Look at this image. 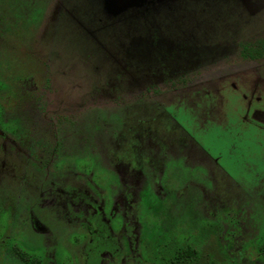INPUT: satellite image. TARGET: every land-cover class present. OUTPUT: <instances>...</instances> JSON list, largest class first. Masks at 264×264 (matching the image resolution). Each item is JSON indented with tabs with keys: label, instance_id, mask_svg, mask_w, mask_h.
I'll use <instances>...</instances> for the list:
<instances>
[{
	"label": "rangeland",
	"instance_id": "rangeland-1",
	"mask_svg": "<svg viewBox=\"0 0 264 264\" xmlns=\"http://www.w3.org/2000/svg\"><path fill=\"white\" fill-rule=\"evenodd\" d=\"M144 1L127 0L114 12L107 0H28L25 23L0 29V93L9 97L8 114H24L28 136L7 149L0 139V264H26L20 255L38 264H144L138 250L135 262L119 259L133 251V238L119 233L127 221L116 201L121 184L101 165L112 162L115 172L119 161L150 169L134 207L139 250L147 243L157 250L166 225L173 239L200 238L189 205L171 206L164 192V180L175 177L182 192L205 189L230 200L239 225L236 234L231 225L202 232L191 264H264V66L254 68L264 58L247 60L255 51H243L264 38V0H158L152 8L156 0ZM176 68L201 72L193 93L171 97L165 112L157 99L135 105ZM37 85L56 91L49 108ZM88 130L100 137L89 142ZM154 132L170 147L146 148ZM33 140L57 144V155L45 148L35 155L42 145ZM153 148L158 160L134 161L138 152L156 155ZM85 161L93 170V214L83 209V180L73 175Z\"/></svg>",
	"mask_w": 264,
	"mask_h": 264
},
{
	"label": "flooded vegetation",
	"instance_id": "flooded-vegetation-1",
	"mask_svg": "<svg viewBox=\"0 0 264 264\" xmlns=\"http://www.w3.org/2000/svg\"><path fill=\"white\" fill-rule=\"evenodd\" d=\"M36 1V0H34ZM40 1V0H39ZM29 2H31V0H29ZM28 2V0H0V29L1 30H8L9 27L12 26V24L15 21L19 20V24H23L25 23L26 19V15L27 13H29L32 10V7L30 5V3ZM33 2V1H32ZM38 6V11L40 10V5ZM43 10L41 12L40 10V14L38 20H42L43 18ZM16 17H19V19H16ZM243 51H249L250 45H246L243 46ZM255 54L253 53L252 55L245 53L244 57L247 60H255L257 63L261 62V58H256L254 57ZM264 58V57H263ZM259 66H264V63L262 65L261 64H257V66H255L254 68L258 69L260 68ZM173 73H171L170 71H165V75H170L169 77H167L165 80V82H167V84L163 87L158 89L157 86H154V84L152 86H150L146 91H144V93H142V96L140 98H135V100L137 101L135 103V105H143L144 102L148 99H150V101L152 100H159L160 102L158 103V105L161 107V109L163 110V108L165 109L164 112L166 111V106L167 104L170 102V98L171 97H182V95L187 94V93H193V91H188L189 88H192L196 83V78L199 77V79L202 77L201 72L199 70H195V69H188V68H176L174 69V71H172ZM251 72L250 70L247 71H239L238 73L235 74H240V73H248ZM256 73V72H255ZM231 75V74H230ZM196 77V78H195ZM222 80H224L225 78H221ZM45 80V79H43ZM200 81V80H199ZM51 80H48L47 83H50ZM197 84V83H196ZM39 88V89H38ZM41 90V91H39ZM38 93H44V97H46L45 101H44V105L50 106L51 103H53V95H55V92L53 90V88H49V86H40L37 85V90ZM4 93H0V139L3 140L4 143V147H6V149L8 148V146L11 147H17L18 144H24L25 142L28 141V136L24 134L25 132V128H26V122L24 120V114H22V111H19V109H17L19 111V116L21 117H17L18 114H15L14 116H11L10 114H8V112L5 109V105L10 103L9 97L6 95H3ZM8 97V98H7ZM22 99V98H21ZM20 99L19 101V105L17 106V108L22 107L24 105V102H22V100ZM42 99V98H40ZM5 103V104H4ZM43 105V102L40 101V104H36L37 107ZM31 106H35V103L31 104ZM176 114H177V110H176ZM39 117V115L37 113H35V117L37 118ZM16 120V121H14ZM35 124H38V122H34ZM32 128L33 126H35L34 124H31ZM34 130V129H33ZM156 131V130H155ZM170 131V130H168ZM149 132V131H148ZM51 131L48 130V137L50 136ZM112 137L115 139L121 137V134L118 133H112ZM151 135L152 138L149 137V142L150 144L148 145L147 143L145 144L146 148L150 146H154V148H164V146L170 147L169 143L167 140H161L158 139V137L160 136L159 133L154 132L153 133H149ZM41 134H37L35 136V138H42L40 137ZM85 138L88 139V141L90 142V140H93V136L95 137V140H97L100 136L97 134H90L89 130H88V134L84 135ZM132 136V135H131ZM53 138V136H50V138ZM135 135L133 136V140L135 141V143L137 144H142L139 141L145 142L144 138L141 136L142 140H138L136 137L135 140ZM140 138V136H139ZM34 142L38 143L39 145H42L40 147V151L38 153L37 147L35 150H33V153L35 155H40L43 151V149L45 148L47 150V154L49 156L52 155H57V144L52 143L51 145H46L44 144V141H40V140H33ZM54 141H55V137H54ZM138 141V142H137ZM28 143V142H27ZM56 143V142H55ZM30 145L29 147L26 148V150L28 152L30 151ZM148 145V146H147ZM153 148V149H154ZM152 149V150H153ZM18 150V149H15ZM147 149H146V153H147ZM154 152L157 150H153ZM98 152V149L95 150L94 154ZM136 152V151H135ZM155 152V153H156ZM32 154V153H31ZM140 152H138V154H136V158L134 159V161L137 158H141V163H145L147 164L149 162V160H158V158H160L159 154L156 153V155L150 156V157H146L145 155L141 157H139ZM135 155V154H134ZM57 156H55L56 159ZM69 156H67L68 158ZM70 158V157H69ZM59 159V158H58ZM71 159V158H70ZM160 162V161H159ZM137 163H140V161H138ZM70 166L71 163H69ZM91 163L88 162H83L81 164V166L77 164L74 165V176L76 178H79L80 180H83V197H84V202H82L83 204V209L86 210L87 208L91 210V214H93L94 209L98 210V208H94V205L96 204V202L94 201V199L92 200L91 197V181H93V175H92V171L88 172V168L90 167ZM104 164L109 165L111 171H113V173H115V177L114 180L118 181V183L121 184L120 188L118 190V195L116 198L117 204H120L123 206L124 212L122 215H124V217L126 218V224L125 226L122 228L121 231H119V233L124 237L127 235H130L133 238V244L131 245L133 251H131L130 249V253H126L124 251H122L123 253L120 255V262H128V261H133L135 262L136 259L134 257H132L133 255L137 254V250L140 253V255L145 256L146 258H143V263L144 264H152V263H157V264H191V262L196 259L198 257V245L200 243V241L202 240V232H204L205 230H207V228L214 226L215 228H221L223 229V227H227V226H232L233 230H231L232 233L236 234V230L239 228V225H237L236 223H234L233 221H235L236 219V213H234L233 211V207L230 202V200H223V198L218 197L216 192L213 191H209V190H197V191H192V189L189 192H182L181 190H183V183L181 182H176L175 181V177H173L172 179H165L163 182V189L164 192H166L168 195V198L170 196V205H174V204H184L186 206L189 205L190 207V213H187V217H190V220L192 221H196L197 218V225L199 227V232L197 233L198 236L200 235V238L197 239H190L189 237H184V235H178L176 238L173 239V237L170 235V231H171V226L170 225H166L164 227H159L162 232L163 235H165V239L163 240L162 244H156L157 246V250H153V246H150L151 243H147L145 244L146 246H144L143 250H139V244H137V237L139 235V224L138 221L136 219V214H135V208L137 205V202L139 200V195L141 194L140 191L144 190V185L145 183H143V181L145 182V177L147 174V170L150 169H146V166H142L141 164L139 166L136 165V163L132 162V163H124V161H119V163L117 162L116 164V171L114 172L113 169H115V166H113L112 162H104L101 165L103 166ZM101 165H99V168L102 167ZM100 171V169L98 170V172ZM86 174V175H85ZM118 175V176H117ZM98 177H100L99 175H97ZM88 178V180H87ZM131 178L134 181V184L131 182ZM157 182H159L158 178L156 180ZM135 185V187H134ZM188 186V185H187ZM77 191V190H76ZM74 189V192H76ZM181 191V192H180ZM102 193L105 194V190L104 189H100L99 191V195H101ZM81 194V193H78ZM97 196V197H98ZM160 199H162V197L159 196ZM157 200V198H156ZM172 200V201H171ZM115 201V200H114ZM103 202V200H102ZM197 207L199 208L198 211H195V208L192 209L193 207ZM100 207V206H98ZM219 208V210L217 209ZM222 209V210H220ZM99 211V210H98ZM211 211V213H210ZM95 212V211H94ZM129 213L130 215H128L127 213ZM173 213V212H168V214ZM186 213L184 214V216L186 215ZM234 213V214H233ZM218 214L220 215H224V218H219ZM172 215L170 214L169 217H171ZM128 217V218H127ZM218 217V218H217ZM228 218V219H227ZM218 219H222L223 221H218ZM199 220H201V224L198 222ZM204 220V221H203ZM108 221V220H107ZM232 221V222H231ZM123 223V221H122ZM236 225V226H235ZM122 226V225H121ZM168 226H170V230H168ZM213 228V227H212ZM240 228L243 229V226L240 225ZM124 229L126 231H124ZM168 230V233H167ZM129 236V237H130ZM139 243V242H138ZM137 247V249H136ZM236 252V250L233 251V253ZM133 254V255H132ZM233 256V254L231 255ZM21 259L26 263V264H38V262L35 259H30L25 258L24 256H21Z\"/></svg>",
	"mask_w": 264,
	"mask_h": 264
},
{
	"label": "water",
	"instance_id": "water-1",
	"mask_svg": "<svg viewBox=\"0 0 264 264\" xmlns=\"http://www.w3.org/2000/svg\"><path fill=\"white\" fill-rule=\"evenodd\" d=\"M144 2H146V0L144 1ZM143 2V3H144ZM107 3H108V5H109V7L114 11V12H119V11H121V10H124V9H126L128 6H127V0H107ZM148 3V2H147ZM147 3H145V4H147ZM161 3H163V1H158V0H156V2L152 5V6H150L151 8L153 7V6H157V4H161ZM148 5V4H147ZM146 5V6H147ZM142 7V9H140V12L142 13V11H146V10H149L150 9V7L149 8H147V7ZM149 12V11H148ZM144 19H145V21H146V23L148 22V16L147 17H143ZM143 19V20H144ZM140 22V21H139Z\"/></svg>",
	"mask_w": 264,
	"mask_h": 264
},
{
	"label": "trees",
	"instance_id": "trees-1",
	"mask_svg": "<svg viewBox=\"0 0 264 264\" xmlns=\"http://www.w3.org/2000/svg\"><path fill=\"white\" fill-rule=\"evenodd\" d=\"M259 34V33H258ZM250 42H252L253 44H249ZM249 43H247V45H250L251 50L255 51V56L256 58H263L264 57V38L263 40H256L253 38L249 41ZM246 44V43H244ZM246 48V45H245ZM250 50V49H249Z\"/></svg>",
	"mask_w": 264,
	"mask_h": 264
}]
</instances>
